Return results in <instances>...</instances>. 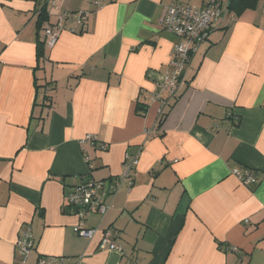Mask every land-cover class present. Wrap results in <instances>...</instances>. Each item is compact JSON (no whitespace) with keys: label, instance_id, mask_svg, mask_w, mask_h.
Listing matches in <instances>:
<instances>
[{"label":"crops","instance_id":"0c3cea01","mask_svg":"<svg viewBox=\"0 0 264 264\" xmlns=\"http://www.w3.org/2000/svg\"><path fill=\"white\" fill-rule=\"evenodd\" d=\"M173 1L203 2L61 0L90 16L39 57L47 0H0V264H23L27 228L25 264H264V8L212 29L160 124L178 40L160 21ZM89 133L96 144L81 143ZM128 156L133 184L112 192ZM87 174L106 181L108 209L80 218L66 196ZM105 229L124 251L99 249Z\"/></svg>","mask_w":264,"mask_h":264},{"label":"built area","instance_id":"2783aa9c","mask_svg":"<svg viewBox=\"0 0 264 264\" xmlns=\"http://www.w3.org/2000/svg\"><path fill=\"white\" fill-rule=\"evenodd\" d=\"M111 1L113 0H94V4L99 9ZM226 3L227 0H203L201 5H195L173 1L166 6L160 24L163 29L170 31L178 38L170 60L171 69L165 74L164 81L160 84V88L167 90L169 96L176 95L187 85L186 74L194 55L198 52L201 45L207 41L211 30L215 26H219L221 21L228 15L229 11ZM47 4L49 5V15L56 13L58 17L53 24H49L45 28L46 42L49 47H53L57 43L59 35L64 29V21L66 18L71 17L77 23H84L90 16V11L88 10H79L74 13L62 11L61 0H47ZM156 97H159V92L156 94ZM168 99L163 101V107L167 105ZM161 113L162 110L160 111ZM97 141V136L91 133L86 134L81 139L82 144L88 142L96 144ZM107 148L108 144L104 142L100 143V149L106 150ZM128 160L125 162L124 173L111 184L110 189L112 192L117 190L123 180H128L130 185L133 184L131 172L138 163V158L132 157ZM86 161L90 168H93V163L87 155ZM234 172L246 184L258 183V177L250 171H246L244 174L238 170ZM90 175H85L79 183L73 186L72 190L66 196V204L77 208V213L80 218L85 217L92 211L105 213L108 209L101 195V191L107 185L106 181L97 180ZM74 230L77 234L88 238L93 237L98 231V229L84 228L81 225L75 226ZM16 247L22 255L23 264H25L28 256L35 247V241L29 228L22 231L16 242ZM99 249L124 251L123 246L113 238L110 229L103 230L102 238L99 242ZM40 264H46L45 260L42 259Z\"/></svg>","mask_w":264,"mask_h":264},{"label":"trees","instance_id":"16d2710c","mask_svg":"<svg viewBox=\"0 0 264 264\" xmlns=\"http://www.w3.org/2000/svg\"><path fill=\"white\" fill-rule=\"evenodd\" d=\"M93 1V3H94V0H92ZM258 3H259V0H227V3H226V6H227V8H228V15L230 14H234V15H236V16H240V15H242L245 11H247V10H249V9H252V10H254V9H256L257 7H258ZM95 8L96 9H98L97 7H96V5H95ZM68 13H74V12H68ZM49 8H48V11H47V9L46 8H43V12L42 13H40V16H39V22H38V27H39V29H42L43 28V26L47 23V25H49V24H53L54 23V21H50V18H49ZM227 15V16H228ZM56 16H57V14H56ZM226 16V17H227ZM226 17L224 18V20L226 19ZM58 19V17H56V19L55 20H57ZM68 20H72V21H74L73 20V18H71V17H68V18H66V20L64 21V26H66V22L68 21ZM223 20V21H224ZM223 21H221V23H223ZM46 22V23H45ZM47 25H45V27H44V30H45V28L47 27ZM221 25V24H220ZM216 27V26H215ZM212 31V30H211ZM210 39V36H209V38L207 39V41ZM206 41V42H207ZM206 42H204V43H206ZM203 43V44H204ZM202 44V45H203ZM201 45V46H202ZM48 45H47V42H46V39L45 38H42L41 39V37L40 38H38V42H37V50H38V56L39 57H45V54H46V47H47ZM186 86L187 85H185L184 87H183V89L182 90H184L185 88H186ZM182 90H180L176 95H174V96H169L168 98V103H167V105L162 109V113L160 114V116H159V123L160 124H162L163 123V121H164V119H165V116L167 115V113H168V111H169V109H170V107L173 105V102H172V100H175V99H177L178 98V96H179V93L182 91ZM164 100H166V99H163V101ZM168 108V109H167ZM137 110H138V112H144V110H145V108L144 107H141V104H139L138 105V107H137ZM239 122V121H238ZM238 122H236V124H238ZM92 161V160H91ZM84 178V177H83ZM76 209V211L78 212V210H77V208H75Z\"/></svg>","mask_w":264,"mask_h":264},{"label":"rangeland","instance_id":"374dc122","mask_svg":"<svg viewBox=\"0 0 264 264\" xmlns=\"http://www.w3.org/2000/svg\"><path fill=\"white\" fill-rule=\"evenodd\" d=\"M258 7L261 8V10L264 8V0H259ZM226 19H230V14L227 16Z\"/></svg>","mask_w":264,"mask_h":264}]
</instances>
